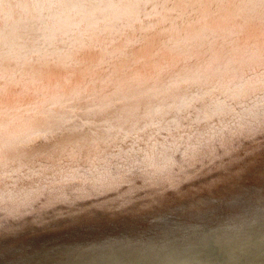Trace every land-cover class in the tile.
<instances>
[{
  "label": "bare ground",
  "instance_id": "bare-ground-1",
  "mask_svg": "<svg viewBox=\"0 0 264 264\" xmlns=\"http://www.w3.org/2000/svg\"><path fill=\"white\" fill-rule=\"evenodd\" d=\"M142 2L0 6V123L21 141L60 129L36 149L41 159L26 161L44 169L22 185L34 190L31 202L14 212L7 183L0 191V264H264V151L238 166L184 148L164 169L132 162L108 174L98 162L92 141L124 125L191 121L202 130L262 70L253 48L233 44L234 21L198 25L175 20L168 0ZM101 56L91 75L109 83L93 84L81 62Z\"/></svg>",
  "mask_w": 264,
  "mask_h": 264
},
{
  "label": "snow or ice",
  "instance_id": "snow-or-ice-1",
  "mask_svg": "<svg viewBox=\"0 0 264 264\" xmlns=\"http://www.w3.org/2000/svg\"><path fill=\"white\" fill-rule=\"evenodd\" d=\"M169 2L172 3L173 10L178 11L175 20H191L198 25L220 17L234 21L237 25L235 35L238 39L233 41V44H248L253 48L262 70L258 75L248 73V79L241 88L229 96L227 101L222 103V107L217 108L212 114L211 120L214 122L200 121L205 124L202 130H194L195 125L191 121L184 122V127L174 122H162L147 127L134 125L133 127L138 129L135 131L124 125L115 129L114 136L102 141L94 139L92 144L102 157L98 162L102 164L105 173L110 174L113 167L127 168L131 171L129 165L132 162H146L153 168L164 169L172 163L169 154L181 148L185 149L186 154L188 150L193 153L204 151L214 161H230L234 166L264 151V0H168ZM4 3L5 0H0V6ZM168 3L163 6L167 7ZM141 4L149 6L142 0ZM252 25L259 32L258 46L251 43L257 39L251 34ZM136 39L145 46V49L150 47L151 38ZM129 43H136V40ZM125 52L127 58L139 63L135 52H129L127 49ZM143 52L144 49L141 50L142 54ZM89 61L84 59L81 62V66H84L82 67L84 79L91 78L93 84L109 83L107 79L97 80L91 75L96 67H104L105 58L101 56L92 64ZM3 79V75L0 74V80ZM66 82L70 83V80ZM4 91V87H0V97L4 95ZM3 108L4 105L0 103V110ZM114 115L118 116V113L114 112ZM10 126L11 122L0 123V191L7 183L9 191L4 192L3 197L15 212L33 199L34 190L25 189L22 187L23 183L44 174L42 167H36L34 163L29 164L26 161L41 159L35 155L36 149H39L44 140L57 136L60 129L50 127L47 132H35L21 141L11 135ZM91 135L95 137L97 134ZM20 152L24 155H18ZM5 167H11V171L6 175L3 173Z\"/></svg>",
  "mask_w": 264,
  "mask_h": 264
}]
</instances>
